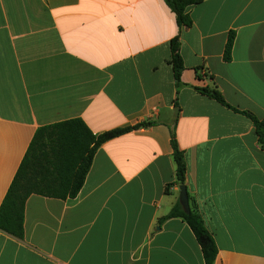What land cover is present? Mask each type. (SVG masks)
Here are the masks:
<instances>
[{
	"label": "crops",
	"instance_id": "0c3cea01",
	"mask_svg": "<svg viewBox=\"0 0 264 264\" xmlns=\"http://www.w3.org/2000/svg\"><path fill=\"white\" fill-rule=\"evenodd\" d=\"M188 12L180 29L164 0H0V208L39 128L156 122L103 144L77 197L31 195L23 238L0 229V264H205L187 222H161L180 197L173 127L215 264H264V149L247 116L195 90L264 118V0Z\"/></svg>",
	"mask_w": 264,
	"mask_h": 264
},
{
	"label": "trees",
	"instance_id": "16d2710c",
	"mask_svg": "<svg viewBox=\"0 0 264 264\" xmlns=\"http://www.w3.org/2000/svg\"><path fill=\"white\" fill-rule=\"evenodd\" d=\"M176 16L180 29L190 28L192 18L188 8L202 0H164ZM235 34L226 45L225 60L231 61ZM171 65L177 88L184 86L182 74L185 70L180 54V34L171 41ZM205 95L234 112L247 116L253 123L259 144L264 149V118L260 119L248 111L232 107L217 88H196ZM177 107V104H176ZM156 122L145 121L134 126L119 127L95 135L81 119H72L39 128L27 154L0 208V229L18 238L25 232V206L33 194L58 199L75 198L81 191L91 169L97 150L106 142L133 131L155 126ZM171 146L176 165V184L186 185L187 163L184 152L179 148L175 127L171 130ZM191 212L185 213L180 202L161 219L182 218L193 231L199 242L205 264H215L218 249L214 237L208 231L202 216L189 195Z\"/></svg>",
	"mask_w": 264,
	"mask_h": 264
},
{
	"label": "water",
	"instance_id": "95a60500",
	"mask_svg": "<svg viewBox=\"0 0 264 264\" xmlns=\"http://www.w3.org/2000/svg\"><path fill=\"white\" fill-rule=\"evenodd\" d=\"M177 112H178L177 109H175L176 116L178 115ZM179 202H180L185 213L188 214L191 212L189 193H188V188L186 185L180 186Z\"/></svg>",
	"mask_w": 264,
	"mask_h": 264
}]
</instances>
